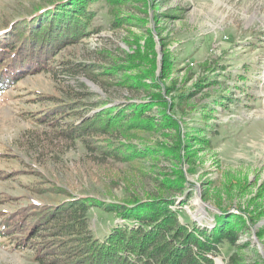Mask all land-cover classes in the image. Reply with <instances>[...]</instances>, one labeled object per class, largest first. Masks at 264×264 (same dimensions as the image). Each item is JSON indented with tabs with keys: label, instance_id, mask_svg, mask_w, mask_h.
Returning <instances> with one entry per match:
<instances>
[{
	"label": "rangeland",
	"instance_id": "obj_1",
	"mask_svg": "<svg viewBox=\"0 0 264 264\" xmlns=\"http://www.w3.org/2000/svg\"><path fill=\"white\" fill-rule=\"evenodd\" d=\"M54 1L0 0V31ZM92 24L97 32L58 49L56 59L124 66L118 77L53 65L0 95V224L71 193L164 200L181 224L236 226V243H225L215 264H264V0H108ZM52 96L77 100L83 116L100 100L149 101L146 112L164 120L168 108L177 125L141 121L111 147L126 157L97 156L66 135L78 115L59 126L37 117ZM166 174L171 184L162 185ZM89 217L101 235L118 220L96 205ZM14 240L0 235V264H38L31 246Z\"/></svg>",
	"mask_w": 264,
	"mask_h": 264
},
{
	"label": "trees",
	"instance_id": "obj_2",
	"mask_svg": "<svg viewBox=\"0 0 264 264\" xmlns=\"http://www.w3.org/2000/svg\"><path fill=\"white\" fill-rule=\"evenodd\" d=\"M107 1L55 0L46 7L34 9L32 16L6 22L0 31V95L27 72L53 65L58 72L81 71L95 79L98 74L118 77L124 66L56 59L58 49L76 42L78 37L97 32L98 27L92 21L97 9ZM49 99L52 106L37 117L59 126L64 115H78L66 128V135L81 138L91 154L98 156L99 152L106 158L126 157L111 147L121 145L130 128L139 127L141 121L146 120L149 127L165 123L177 125L168 108L159 114L164 120L146 112L152 108L149 101L107 105L109 100H100L96 103L99 110L83 116L77 100L58 102L54 96L53 100ZM161 103L164 102L157 100V104ZM169 176L166 174L164 177L168 178L160 180L162 185L171 182ZM173 184L176 188L179 185ZM93 205L115 213L118 218L102 235L90 223ZM29 206L7 215L0 224V235H12L18 247L30 245L38 264H215L214 256L223 250L225 243H236V226L228 228L225 224L210 228L196 221L181 224L164 200L158 203L137 200L129 204L71 193L54 202ZM219 221L222 223V219Z\"/></svg>",
	"mask_w": 264,
	"mask_h": 264
}]
</instances>
